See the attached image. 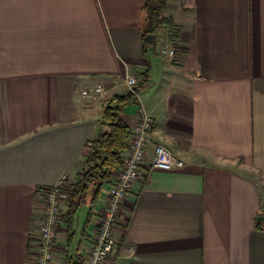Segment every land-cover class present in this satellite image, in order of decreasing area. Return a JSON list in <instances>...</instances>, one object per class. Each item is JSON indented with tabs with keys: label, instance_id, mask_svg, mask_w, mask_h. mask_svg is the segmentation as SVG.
Here are the masks:
<instances>
[{
	"label": "crops",
	"instance_id": "1",
	"mask_svg": "<svg viewBox=\"0 0 264 264\" xmlns=\"http://www.w3.org/2000/svg\"><path fill=\"white\" fill-rule=\"evenodd\" d=\"M145 2L0 0V264H36L63 174L54 264H86L110 186L71 228L66 189L131 73L140 100L123 119L133 131L150 113L152 145L104 264H264V0H169L179 36L148 48ZM155 144L184 166L154 168Z\"/></svg>",
	"mask_w": 264,
	"mask_h": 264
},
{
	"label": "built area",
	"instance_id": "2",
	"mask_svg": "<svg viewBox=\"0 0 264 264\" xmlns=\"http://www.w3.org/2000/svg\"><path fill=\"white\" fill-rule=\"evenodd\" d=\"M160 52L163 55L173 57L175 48L166 43ZM125 82L130 92L140 100V94L136 88L138 85L137 76L134 73L128 74ZM104 93L105 90L102 85L91 90V95ZM153 127V116L141 107L140 120L131 132L128 147L123 156V164L114 175L113 184L107 193L106 203L100 211L93 246L88 253L86 264H104L107 256L115 248V225L123 212L129 193L140 178L142 166L152 145L151 131ZM152 166L170 170L182 168L184 161L175 156L164 145L155 144ZM68 179V174H63L58 183L46 189V204L36 264H54L53 247L58 235V226L63 216L64 189Z\"/></svg>",
	"mask_w": 264,
	"mask_h": 264
},
{
	"label": "trees",
	"instance_id": "3",
	"mask_svg": "<svg viewBox=\"0 0 264 264\" xmlns=\"http://www.w3.org/2000/svg\"><path fill=\"white\" fill-rule=\"evenodd\" d=\"M169 0H146L143 10L146 14V27L143 31L145 47L156 43L155 36L163 31L170 43L179 36L174 19L165 14ZM141 87L146 86L147 79H142ZM137 98L132 92L115 96L105 107L103 129L87 144L88 151L81 165V172L76 183L68 192V211L66 218L69 228L81 206L84 197L91 193L92 205L97 201L103 187L113 184L114 173L122 166L123 156L128 147L131 129L123 119V113L129 106H136Z\"/></svg>",
	"mask_w": 264,
	"mask_h": 264
},
{
	"label": "rangeland",
	"instance_id": "4",
	"mask_svg": "<svg viewBox=\"0 0 264 264\" xmlns=\"http://www.w3.org/2000/svg\"><path fill=\"white\" fill-rule=\"evenodd\" d=\"M116 172H117V171H116ZM116 172H115V173H116ZM115 173H114V175H115Z\"/></svg>",
	"mask_w": 264,
	"mask_h": 264
}]
</instances>
